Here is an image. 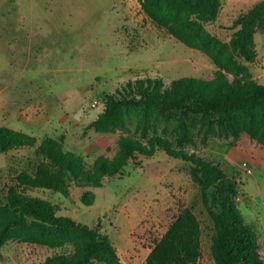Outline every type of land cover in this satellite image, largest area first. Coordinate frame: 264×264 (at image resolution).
<instances>
[{
    "label": "rangeland",
    "instance_id": "rangeland-1",
    "mask_svg": "<svg viewBox=\"0 0 264 264\" xmlns=\"http://www.w3.org/2000/svg\"><path fill=\"white\" fill-rule=\"evenodd\" d=\"M260 1L222 0L217 20L205 29L228 42L235 19ZM256 44L254 63L241 61L245 68L239 72L231 66L222 68L229 81L255 78L264 84V27L256 32ZM217 69L209 54L158 26L140 0H0V125L36 134L40 141L47 135H66L63 148L76 151L80 169L90 172L96 158L111 160L121 154L123 138L149 145L153 136H160L177 151L205 158L234 176L240 182L239 207L247 216L254 202H264V169L254 163L252 170L236 145L242 137H254L249 130L207 126L201 115L193 114L190 134L185 136L173 124L138 126L134 112L121 125L91 126L105 107V92L118 97L138 93L127 86L129 81L161 78L162 89H167L173 79L184 76L214 82ZM35 151L22 146L0 152L2 199L20 171L35 167ZM26 192L58 204L59 214L108 234L123 264L145 262L178 214L191 207L202 224L200 260L216 264L214 220L191 176L190 163L162 148L152 156L136 154L104 186L71 182L69 196L44 187ZM84 194H94V203L86 204ZM261 239L264 248V234ZM56 252L73 258L78 245L68 241L51 248L11 240L0 250V264H44Z\"/></svg>",
    "mask_w": 264,
    "mask_h": 264
},
{
    "label": "trees",
    "instance_id": "trees-1",
    "mask_svg": "<svg viewBox=\"0 0 264 264\" xmlns=\"http://www.w3.org/2000/svg\"><path fill=\"white\" fill-rule=\"evenodd\" d=\"M147 16L158 26L192 48L209 54L218 66L217 79L207 82L200 77L184 76L172 80L162 89L161 78L137 79L127 86L138 93L118 97L104 93L105 107L91 126L121 125L134 112L138 126L170 125L185 136L191 131L194 117L201 115L207 126H230L237 131L247 129L252 141L264 147V84L255 78L229 81L222 68L244 70L241 61L254 63L258 57L256 32L264 27V0L241 13L234 21L231 39L222 41L205 29L216 21L222 0H140ZM215 52L219 53L217 55ZM257 128L256 133L253 129ZM238 132H236L237 134ZM238 139L240 135L237 136ZM66 135H47L41 141L34 134L0 125V152L22 146H33L36 162L33 169H24L16 176L5 199L0 197V250L11 240L62 247L75 242L78 253L71 258L66 252L48 256L44 264H123L111 237L70 215L59 214V205L28 194L32 187L50 188L69 196L70 183L77 186H104L115 178L122 167L136 154L152 156L159 148L173 157L190 163L193 180L201 188L203 203L214 220L212 253L216 264H264L258 235L250 226L238 198L240 182L209 160L177 151L160 136H153L149 145L130 138L120 142L121 154L114 159L98 157L94 171H82L81 156L65 150ZM211 190V193H210ZM86 204L95 195H83ZM202 224L191 207L183 209L155 243L142 264H202Z\"/></svg>",
    "mask_w": 264,
    "mask_h": 264
},
{
    "label": "crops",
    "instance_id": "crops-1",
    "mask_svg": "<svg viewBox=\"0 0 264 264\" xmlns=\"http://www.w3.org/2000/svg\"><path fill=\"white\" fill-rule=\"evenodd\" d=\"M24 131V130H23ZM32 134V133H31ZM36 135V134H34ZM37 136V135H36ZM38 137V136H37ZM39 139V137H38ZM40 141V139H39ZM237 146H239V150L245 154V158L243 161L249 162V167L252 169L254 163L258 165L261 169H264V147L258 145L254 141H252L249 137H242L237 141ZM232 155H229L230 161ZM250 169V170H251ZM253 170V169H252ZM253 198H255L253 196ZM246 220L253 228V230L258 235V242L260 245V253L261 256L264 258V248H263V240L261 239L262 235L264 234V202L260 205L254 202V206L252 211L247 213Z\"/></svg>",
    "mask_w": 264,
    "mask_h": 264
}]
</instances>
